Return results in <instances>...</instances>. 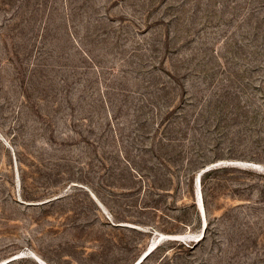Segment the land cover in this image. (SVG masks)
I'll return each mask as SVG.
<instances>
[{"label": "rangeland", "instance_id": "374dc122", "mask_svg": "<svg viewBox=\"0 0 264 264\" xmlns=\"http://www.w3.org/2000/svg\"><path fill=\"white\" fill-rule=\"evenodd\" d=\"M162 234L142 264H264V0H0V264Z\"/></svg>", "mask_w": 264, "mask_h": 264}, {"label": "water", "instance_id": "95a60500", "mask_svg": "<svg viewBox=\"0 0 264 264\" xmlns=\"http://www.w3.org/2000/svg\"><path fill=\"white\" fill-rule=\"evenodd\" d=\"M208 169H206V170H202L201 172H200V174H199V180H198V182H199V187H201V175H202V173L204 172V171H207ZM200 191H201V188H200ZM199 209L201 210V213H203L204 214V221H205V227L203 228V231H202V235H201V237H200V239L204 236V234H205V231H206V226H207V219H206V214H205V208H204V205H203V199H202V194H201V197H200V200H199ZM168 236H170V235H168ZM168 236H165V235H160L159 236V239H165V238H167V239H169V238H173V237H168ZM180 237L179 236H177V237H174L173 239H179ZM158 244V243H157ZM156 244V245H157ZM156 245H154V247L152 248V249H154L155 247H156ZM151 249V250H152ZM151 250H149L148 252H147V254L151 251Z\"/></svg>", "mask_w": 264, "mask_h": 264}, {"label": "bare ground", "instance_id": "6f19581e", "mask_svg": "<svg viewBox=\"0 0 264 264\" xmlns=\"http://www.w3.org/2000/svg\"><path fill=\"white\" fill-rule=\"evenodd\" d=\"M198 195H199V200H200V197H201V191H200V187L198 186ZM202 216H203V228L205 227V221H204V214L202 213ZM203 228H202V231H203ZM202 231H201V234H199L198 235V237H197V239H200V237H201V235H202ZM162 235H165V234H162ZM160 236V235H159ZM159 236H158V238L149 246V248L145 251V253H144V255H146L147 254V252L149 251V250H151L153 247H154V245H156L157 243H159L160 241H162L161 239H159ZM165 236H168V235H165ZM178 235H170V236H168V237H177ZM173 238H169V239H173ZM157 246V245H156ZM153 250V249H152ZM143 255V256H144ZM142 256V257H143ZM141 257V258H142ZM140 258V259H141ZM139 259V260H140ZM138 260V261H139Z\"/></svg>", "mask_w": 264, "mask_h": 264}, {"label": "trees", "instance_id": "16d2710c", "mask_svg": "<svg viewBox=\"0 0 264 264\" xmlns=\"http://www.w3.org/2000/svg\"><path fill=\"white\" fill-rule=\"evenodd\" d=\"M205 172H208V170H207V171H204V172L202 173V175L205 174ZM202 175H201V176H202ZM202 179H204V177H202ZM205 205H206V207H207V204H205ZM207 226H208V224H207ZM207 226H206V231H207ZM206 231H205L204 236H203L201 239H199V240H202L203 238H205ZM196 245H197V243H194V245L192 246V248H194ZM157 246H159V244H158ZM157 246H156L155 248H157ZM155 248H154L153 250H151L148 254L144 255V256H143L139 261H137L135 264H142V263H143V262L149 257V255L155 250Z\"/></svg>", "mask_w": 264, "mask_h": 264}]
</instances>
